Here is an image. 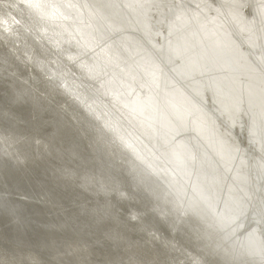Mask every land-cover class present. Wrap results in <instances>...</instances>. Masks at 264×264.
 Returning <instances> with one entry per match:
<instances>
[{
    "label": "bare ground",
    "instance_id": "bare-ground-1",
    "mask_svg": "<svg viewBox=\"0 0 264 264\" xmlns=\"http://www.w3.org/2000/svg\"><path fill=\"white\" fill-rule=\"evenodd\" d=\"M258 32L264 0H0V264H258L212 208L264 221L226 54Z\"/></svg>",
    "mask_w": 264,
    "mask_h": 264
},
{
    "label": "water",
    "instance_id": "water-1",
    "mask_svg": "<svg viewBox=\"0 0 264 264\" xmlns=\"http://www.w3.org/2000/svg\"><path fill=\"white\" fill-rule=\"evenodd\" d=\"M232 38V37H231ZM233 40V39H232ZM246 41H249V44L251 46L246 47L247 45L242 44L241 40H238L237 43L240 45L239 47H234V50L229 54L228 60H235L238 64V67L246 72L248 75H246L248 78H245L242 74L241 80L242 83H244V87L247 86L249 88L250 84H252L251 91V99H248L250 105L254 109L255 102H257L259 105H263L264 96H261V94H264V88L258 86V82L262 81L264 79V33L258 32L257 34H253L252 37H249L246 39ZM234 42V41H233ZM243 73V72H241ZM246 84V85H245ZM245 89H247L245 87ZM246 92V90H245ZM258 92L261 93L258 95ZM260 133V132H259ZM255 143L262 148H264V129L261 131V133L257 136V140H251V144ZM51 147V146H50ZM247 161L251 163V167L253 170V179L255 182V192L257 193V199H258V209L262 211L264 214V167L263 163H261V160H258L256 165H259V170L255 171L256 167L254 165V157L253 160H250V158H247ZM55 162H58L55 160ZM249 163V164H250ZM236 165L233 166L235 170ZM218 171L220 172L224 167L219 164L218 165ZM229 170L224 169L223 170V176L221 178V187L226 180L225 178L228 177V181L230 180L231 172L228 173ZM221 173V172H220ZM194 176V182L195 187L193 190V194L196 191V187L198 188V184H201L202 176L199 174V176L196 174V171L193 173ZM29 177V176H28ZM30 178V177H29ZM220 187V188H221ZM17 191L12 195V199L17 198ZM197 193V192H196ZM224 195L219 194V198L214 199L213 203L215 205H212V208L220 209V214H222L220 218V224L219 226H222L221 233L224 235L227 241L231 242V246L228 247L230 251H233L235 253H243L245 256H249L247 254H251V256H254V258H258L257 263L262 264L264 263V221L260 223L255 222V218L257 215H254L252 212H248L249 209L247 208L244 210H238L237 213H232L234 211H231L229 214L227 212L226 206H223ZM219 203V204H218ZM165 206L166 203H164ZM251 205V204H250ZM260 206V207H259ZM223 211V212H222ZM239 211V212H238ZM239 213V214H238ZM211 216L213 214L210 213ZM249 216H252L254 220H250ZM264 220V219H263ZM242 230L244 232H242ZM235 234H239L238 237H234ZM110 256V254H109ZM125 263V262H122Z\"/></svg>",
    "mask_w": 264,
    "mask_h": 264
}]
</instances>
